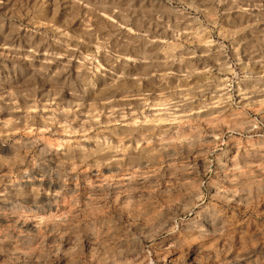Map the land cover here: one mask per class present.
Listing matches in <instances>:
<instances>
[{
	"label": "clouds",
	"instance_id": "9594fccd",
	"mask_svg": "<svg viewBox=\"0 0 264 264\" xmlns=\"http://www.w3.org/2000/svg\"><path fill=\"white\" fill-rule=\"evenodd\" d=\"M0 264H264V0H0Z\"/></svg>",
	"mask_w": 264,
	"mask_h": 264
}]
</instances>
